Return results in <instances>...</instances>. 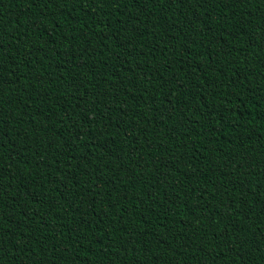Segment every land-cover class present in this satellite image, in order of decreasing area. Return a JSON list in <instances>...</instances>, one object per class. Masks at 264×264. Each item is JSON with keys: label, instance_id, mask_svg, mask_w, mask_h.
Returning a JSON list of instances; mask_svg holds the SVG:
<instances>
[{"label": "trees", "instance_id": "16d2710c", "mask_svg": "<svg viewBox=\"0 0 264 264\" xmlns=\"http://www.w3.org/2000/svg\"><path fill=\"white\" fill-rule=\"evenodd\" d=\"M0 264H264V0H0Z\"/></svg>", "mask_w": 264, "mask_h": 264}]
</instances>
